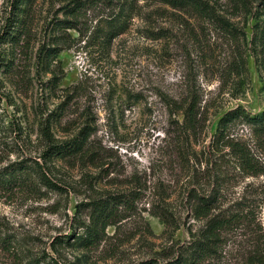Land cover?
Returning <instances> with one entry per match:
<instances>
[{
  "label": "rangeland",
  "instance_id": "374dc122",
  "mask_svg": "<svg viewBox=\"0 0 264 264\" xmlns=\"http://www.w3.org/2000/svg\"><path fill=\"white\" fill-rule=\"evenodd\" d=\"M70 1L0 0V173L37 162L57 186L28 171L29 184L0 189V264H171L206 226L188 192L208 195L218 177L222 196L211 214L229 218L241 203L245 215L221 232L203 264L264 260V132L243 121L228 132L251 156L253 174L229 147L212 144L224 114L264 111L259 0H246L249 12L217 0L231 29L156 0H124L133 9L129 27L105 47L91 40L109 13L101 8L75 29H52ZM23 22L18 45L3 40ZM48 48L58 50L55 59L44 57ZM193 96L203 122L190 135L180 110ZM45 119L58 142L87 127V152L42 158ZM96 201L119 204L86 246Z\"/></svg>",
  "mask_w": 264,
  "mask_h": 264
},
{
  "label": "trees",
  "instance_id": "16d2710c",
  "mask_svg": "<svg viewBox=\"0 0 264 264\" xmlns=\"http://www.w3.org/2000/svg\"><path fill=\"white\" fill-rule=\"evenodd\" d=\"M124 0H72L63 8L66 19H54L53 30L56 33L64 32L66 29H75L78 19L85 16L88 11H93L96 8L109 11V13L97 21L95 32L91 35V40L101 42L102 47L108 46L115 38L123 35L132 19L133 9L125 7ZM158 3L166 5L175 10L190 11L198 18L207 19L213 22H220L219 25L223 29L232 28L227 20L222 19L218 15L217 0H156ZM233 9L241 7L245 12L250 11V4L246 0H228ZM21 0H14L15 5L20 4ZM260 5L264 8V0H259ZM249 8V10H248ZM18 9V8H17ZM25 22L21 24V28L16 29L14 32L7 34L3 40H9L10 43L18 45L21 36L24 34ZM12 30V29H11ZM59 37V36H57ZM54 37L52 44H58V38ZM98 41V43H99ZM100 44V43H99ZM56 48H48L44 57L48 60L56 57ZM3 65V63H2ZM198 100L195 97L190 100L187 105L181 108V128L185 132H190L194 135L202 124V119L199 115ZM236 121H243L244 123L252 126L256 132H264V111L257 115H250L240 108H236L224 114L217 123V128L212 142L213 146L229 147L233 152L235 158L238 160L243 169L248 172L254 173V166L251 162V156L243 145H240L228 137V132L231 125ZM50 120L45 119L40 127V134L45 141L46 150L42 153V158L50 160L52 158H67L76 156L77 154H85L87 152V145L89 139V130L87 127L82 128L75 137L68 141L58 142L50 133ZM28 171L34 172L37 176L38 182L49 188H56V185L50 183L45 176L44 172L37 162L26 164L20 162L12 165L4 172L0 173V189H6L11 185L25 186L29 184L30 175ZM217 178L216 187L211 192L206 194H197L196 190H190L186 196V202L193 208L194 216L206 219V226L200 232L198 237L194 239L187 247H185L180 254V257L174 260L171 264H203L206 260L212 257V253L218 246L220 241L219 237L222 231L229 228L233 221H238L243 218L244 206L241 203L237 204L234 213L229 218L222 217L220 214H211V210L219 203L221 194L222 183ZM115 200V198H113ZM114 204L118 202L96 201L93 202V213L91 217L93 220V227L88 229L87 234L82 239L84 245H94L100 233L104 232L107 225L112 224V219L116 216V207ZM246 213V212H245ZM259 250L264 251V236L259 245ZM258 250V251H259ZM256 263L263 264L264 260L260 257L257 258Z\"/></svg>",
  "mask_w": 264,
  "mask_h": 264
}]
</instances>
